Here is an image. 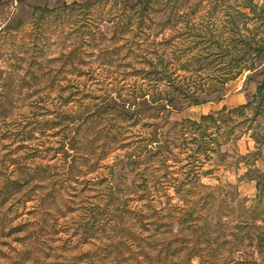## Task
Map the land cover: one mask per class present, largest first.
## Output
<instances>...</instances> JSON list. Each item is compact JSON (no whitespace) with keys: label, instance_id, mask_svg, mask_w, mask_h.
I'll return each mask as SVG.
<instances>
[{"label":"rangeland","instance_id":"rangeland-1","mask_svg":"<svg viewBox=\"0 0 264 264\" xmlns=\"http://www.w3.org/2000/svg\"><path fill=\"white\" fill-rule=\"evenodd\" d=\"M156 1L143 13V0H0V264H264V64L221 102L158 118L143 106L134 121L97 110L139 79L140 31L170 10H197L196 22L241 2ZM251 101L223 123L231 135L197 178L191 152L165 151L183 122Z\"/></svg>","mask_w":264,"mask_h":264},{"label":"trees","instance_id":"trees-1","mask_svg":"<svg viewBox=\"0 0 264 264\" xmlns=\"http://www.w3.org/2000/svg\"><path fill=\"white\" fill-rule=\"evenodd\" d=\"M155 1L143 0L142 12ZM168 1L170 0H159L157 4H168ZM239 7L242 10H239ZM225 10L223 14L217 9L209 10L205 15L198 17L200 20L196 22L192 18L197 10L192 9L178 18L176 12L170 10L163 22L155 24L154 32H148L151 30L150 26L140 31L145 35L147 42L143 50L147 57L142 69L133 68V75L139 79L134 81L126 95L116 93L103 97L102 107L97 108L98 112L103 110L119 120L134 121L144 117L143 106H146V111L155 112L158 118L189 107L214 101L221 102L227 84L246 72L255 74L264 64V5L258 6L254 0H241L239 5H227ZM177 71H184L186 75H177ZM139 80L143 82L140 83ZM257 90H264V82L257 86ZM251 104L252 101L228 112L222 108L218 112L201 116L199 121L183 122L176 135L179 138L171 141L168 135V141L164 142L165 151L170 152L169 145L175 147L178 143L179 148L185 150V155L191 152L192 155L188 156L191 161L186 167L194 173L193 177L197 178L195 170L211 160V154H218L219 147L226 144L231 135V130L223 129V123L238 112L239 116H243L244 110ZM259 116L263 117L261 112H256L254 118L246 121L256 122ZM119 132L112 136L115 143L120 141ZM253 140L258 144V139ZM153 143L156 141L149 140L142 147L136 145L129 157L136 156L133 154L139 150H147ZM190 144H193L195 149L190 148ZM202 159L204 161H201ZM194 180L187 179L186 183H192ZM179 183L178 189L183 182ZM261 185H264V181L257 182L258 188ZM116 194L118 195V191L115 192V201L121 202L122 199ZM58 196L52 200V205H56ZM44 210L48 211L50 208L45 207ZM90 211L93 213V210ZM119 212H115L112 218L117 219ZM86 220H92L93 224L98 223V219L90 215ZM36 225L39 228V225ZM41 229L46 232L43 227ZM81 240L87 239H77L76 243ZM67 241L68 244L72 243L70 239Z\"/></svg>","mask_w":264,"mask_h":264}]
</instances>
